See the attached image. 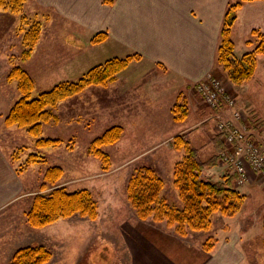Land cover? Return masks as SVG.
I'll return each mask as SVG.
<instances>
[{
  "label": "rangeland",
  "instance_id": "1",
  "mask_svg": "<svg viewBox=\"0 0 264 264\" xmlns=\"http://www.w3.org/2000/svg\"><path fill=\"white\" fill-rule=\"evenodd\" d=\"M238 1L232 0V4ZM24 10L20 15L0 12V91L11 95V107L20 98L17 84L8 81L16 66L23 67L33 77V97H37L63 81H77L90 69L108 59L103 53L86 59L87 49L93 46L92 39L89 40L88 36L79 32L77 23L65 19L56 10L45 9L33 0H28ZM23 15L31 22L41 24L39 42L27 63L16 61L25 49L23 36L28 27L23 24ZM243 53L237 46L235 56L240 58ZM139 62L140 59L135 60L132 62L133 67L127 68L128 79L123 78L124 75H118L119 79L114 84L90 87L54 109L57 121L43 125L42 137L62 139L64 144L59 148L38 150L35 139L25 129L6 128L2 122L6 116L1 117L0 144L4 151L9 152L12 166L18 169L17 166L26 162L31 153L37 152L45 162L34 164L19 171L20 173L16 171L30 195L7 209L4 215L0 214V241H4L0 264H11L15 253L28 246H44L51 251L52 258L47 264H138L141 260L135 253L138 251V242H142L148 251L155 250L157 247L154 244L157 245L161 240L159 235L167 238L166 243L162 241V246H159L163 251L173 244L168 241V234H175L184 241L193 234H201L203 237L199 236L197 239L200 242L197 243L204 250L207 240L216 241V233L223 227L222 223L215 222L216 214L213 216L211 231L190 232L188 236L181 237L166 222L139 219L128 201V184L132 175L136 169L149 167L164 180L162 196L167 202L171 205H182L173 182L174 169L182 159V154L172 152L169 144H161L158 149H149L152 147L151 136L161 142L185 125L171 127L174 122V105L170 106L173 121L166 122L165 104L168 99L164 101L159 95L158 99L153 94L155 91L159 92L163 85L154 80L152 70L144 75L148 68ZM141 75L142 78H139ZM223 83L226 87L224 81ZM261 88L264 89V86ZM1 102L0 97V109ZM161 102L165 104H160ZM157 103L160 104L159 108L154 106ZM244 117L246 120L247 117ZM165 123L169 125L166 126ZM115 126L122 127L124 133L119 142L103 147L112 164L109 171H104L102 163L89 153V149L95 139ZM249 134L251 135L250 132ZM195 145L197 146L196 143ZM14 154L20 156L19 162H13ZM213 158L219 160L218 156ZM51 167H61L63 170L59 187L70 192L83 189L91 192L98 204V217L95 221L76 215L42 229H34L27 223V213L30 212L36 196L41 194L44 176ZM251 176L253 175L249 173L250 179ZM257 179L264 184L260 178ZM259 211L248 225L242 226L243 231L251 230L252 239L243 245L247 246V250L255 252L256 264L264 262V205ZM8 231L10 239L8 237L5 245Z\"/></svg>",
  "mask_w": 264,
  "mask_h": 264
},
{
  "label": "crops",
  "instance_id": "2",
  "mask_svg": "<svg viewBox=\"0 0 264 264\" xmlns=\"http://www.w3.org/2000/svg\"><path fill=\"white\" fill-rule=\"evenodd\" d=\"M33 2L45 9L52 8L65 19L77 23L79 32L88 36L89 40L98 33L108 34L107 41L87 49L88 56H83L86 59L100 53L106 54L107 60L138 54L141 57L140 62L148 68L144 75L152 70L154 80L163 85L159 92L155 91L153 94L158 99L159 97L164 101L168 99V103H160L165 104L166 122L173 121L171 105H175L181 99L187 102L188 118L182 123L174 121L171 125L185 126L161 142H157L151 136L152 147L149 150L158 149L161 144H169L171 147V142L176 136L188 133L202 162H209L221 153L223 139L215 127L217 111L208 108L196 91V85L211 73L223 79L227 90L245 112L247 119L243 124L251 133V139L264 148V89L261 88L264 86V55L257 56L254 76L241 86L231 83L217 61L221 30L232 0H114L112 4L106 3L105 0H33ZM254 30L264 34V0L245 2L237 11L232 39L235 49L239 46L244 52L243 55L255 51L259 43L258 39L251 35ZM101 55L100 57L104 56ZM131 67L132 64L129 68ZM128 71L127 69L119 75L127 78ZM0 97L1 119L10 110L11 95L0 91ZM160 104L154 106L159 108ZM223 114L227 118L230 117L227 110ZM171 151L175 150L172 148ZM9 156V152L4 151L0 144L1 215L30 195L26 191L25 183L10 163ZM226 174L232 176L226 164H218L203 171L204 177L212 178L214 181H222ZM238 189L246 196L243 208L234 218L216 214L215 222L222 223L223 227L216 233L217 243L212 251H205L197 243L200 242L197 238L202 236L201 234L196 236L193 234L186 241L179 239L175 234H168V241L173 244H164L168 246L167 250L163 251L159 246H162V241L166 243L167 238L158 234L161 240L157 245L154 244L157 247L155 250L148 251L142 242H138V251L135 253L141 260L137 263L256 264L255 252L247 250V246L243 245L252 239L251 230L243 231L242 226L248 225L263 207L264 184L257 177L251 176L250 182L242 187L238 186ZM6 235L8 236L5 245L8 243L10 232L8 231ZM2 245L3 240L0 241V252Z\"/></svg>",
  "mask_w": 264,
  "mask_h": 264
},
{
  "label": "trees",
  "instance_id": "3",
  "mask_svg": "<svg viewBox=\"0 0 264 264\" xmlns=\"http://www.w3.org/2000/svg\"><path fill=\"white\" fill-rule=\"evenodd\" d=\"M114 0H105L112 4ZM253 0H239L229 5L221 30V41L218 48V64L227 74V78L234 85L241 86L250 81L257 67V56L264 55V34L254 30L252 36L259 41L255 51L245 53L240 59L234 54L235 44L232 39V29L237 18V11L243 3ZM28 0H0V12H9L20 15ZM23 24L28 28L23 36L24 52L16 61L27 63L31 60L33 51L41 36L40 22H31L26 15L22 16ZM109 38L106 33H98L92 38V44L104 43ZM141 57L138 54L123 58H112L105 63L90 69L77 81H63L48 91L33 97L35 81L29 72L21 66H16L8 77V81L17 84L20 98L11 107L4 119L5 127H18L35 139L38 150L59 148L64 141L59 138H44L43 125L56 122L54 113L59 104L73 98L90 87H107L117 80V76L125 71L135 60ZM189 115L188 104L184 99L179 100L173 107V118L176 123L184 122ZM123 128L115 126L101 137L95 139L90 146L89 153L98 159L104 171L111 169L110 156L103 147L119 142L123 136ZM221 135V134H219ZM223 148L220 155L209 162L199 159L197 149L192 145L189 134L182 133L176 136L171 143L173 150L182 154L177 162L173 182L178 190L181 206L171 205L162 196L165 187L164 180L158 173L149 167L136 169L128 184V201L141 220L152 219L154 222H166L181 237L190 232H209L213 228V216L220 214L223 217H235L243 208L246 196L237 186L238 175L233 172L226 174L222 181H214L203 176V171L213 168L224 162L222 153L228 149L224 135ZM71 150L73 148H70ZM15 155L13 162H19L20 156ZM17 157V158H16ZM26 162L20 163L16 169L24 171L34 164L45 162L40 153H31ZM61 167H51L46 171L44 183L39 195L34 199L32 208L27 213V223L34 229L48 227L61 219H69L76 215L95 221L98 217V204L88 190L70 192L59 187L58 182L63 176ZM264 230V218H263ZM216 241L209 239L204 247L205 251L213 250ZM52 253L44 246H28L19 249L11 264H47Z\"/></svg>",
  "mask_w": 264,
  "mask_h": 264
},
{
  "label": "built area",
  "instance_id": "4",
  "mask_svg": "<svg viewBox=\"0 0 264 264\" xmlns=\"http://www.w3.org/2000/svg\"><path fill=\"white\" fill-rule=\"evenodd\" d=\"M196 91L208 108L217 111L216 132L224 135L228 145L222 153L223 161L238 175L237 186L249 182V173L264 181V148L251 139L243 124L245 112L236 98L212 73L196 85ZM226 110L230 112V118L223 114Z\"/></svg>",
  "mask_w": 264,
  "mask_h": 264
}]
</instances>
